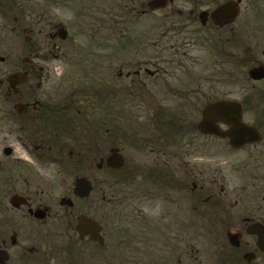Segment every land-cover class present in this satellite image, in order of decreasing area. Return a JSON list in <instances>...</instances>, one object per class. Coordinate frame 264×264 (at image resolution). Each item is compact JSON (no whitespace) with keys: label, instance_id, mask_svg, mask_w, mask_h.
I'll return each instance as SVG.
<instances>
[{"label":"rangeland","instance_id":"1","mask_svg":"<svg viewBox=\"0 0 264 264\" xmlns=\"http://www.w3.org/2000/svg\"><path fill=\"white\" fill-rule=\"evenodd\" d=\"M8 1L11 4L13 0ZM27 1L24 3L35 8V16L29 24L31 38L36 47L44 48L50 45L47 36L52 26H45L44 21L39 22L42 21L40 16H43L45 10L38 5L43 1ZM113 2H116L114 12L108 8V4L102 6L101 22L95 20L94 5L83 6L86 14L79 17V31L69 34V39L60 44V52L57 53H69V58L77 63L81 61L83 52L86 65L91 63L92 57L97 63L106 64L109 48L115 45V63L118 67L116 73L108 69L92 71L87 65L83 79L90 80V76L98 75L101 88L106 89V100L109 103V88H116L111 125L115 127L114 146L120 149L125 160V166L121 170H104L99 174L89 172L96 192L91 199H84V203L79 204L84 214L97 219L104 226L106 245L97 249L99 254L98 251L93 253L86 246L78 250L81 254L79 257L64 255L65 264H126L129 260L138 263L144 258V264H153L151 252L146 256L142 237L138 235L130 241V224L124 229L120 226L123 223L142 226L141 223L145 222L153 223L152 226L155 227L158 224L179 223L181 236L195 229L196 264H217L215 262L221 257V263L224 261L233 264L235 260L230 259H234L235 252L228 245L225 233L230 228V223L236 224L239 217L259 205L258 197L253 192L261 190L258 181L259 184L263 183L255 170L258 163L253 160L257 159L264 164V156H260L259 152L262 148L264 153V142L250 150L253 156L249 160L241 152L229 151L224 142L198 135L195 127L206 103L221 96L228 98L227 93L239 90L240 86L247 96L245 103L251 116L249 120L264 127V115H257L258 111L264 112V96L260 92L264 85L262 84L261 89L259 84L252 88L253 83L242 77L238 68H227L226 63L237 41L240 40L238 44L250 42V34L255 37L264 36L258 35L255 28L264 23L255 20L258 16L255 12L251 19L246 16L249 23L245 19L243 23L237 24L240 32H236V29L235 34H228L226 30L208 29L207 26L202 28L198 22H188L186 17L171 11L167 12L169 16L161 11L151 12L142 5V0ZM50 3L52 5V1ZM84 3L87 4V1ZM10 4V8H7L10 11V26H17V22L13 20L16 12L12 11ZM255 5L257 4L253 6ZM58 6L60 7L50 17L53 25L69 21V14L83 9L77 0L58 1ZM249 8L245 2L246 15ZM102 16L108 20V24H104ZM109 20L113 22L111 31ZM113 29L115 34L110 37ZM20 37L22 41L24 35ZM11 38L12 35H8L7 39ZM183 43L185 46L181 48H185L187 54L181 57L173 47ZM75 48H79V51ZM85 49L95 51L96 54L87 55ZM263 51L264 46H261L257 58L264 63V56L261 55ZM98 57H104V60L100 61ZM128 57L132 59L128 60ZM127 62L129 67L125 65ZM136 63L143 65L138 69L135 67ZM145 63L148 65H144ZM120 66L124 69L119 71ZM49 67L56 75V65L51 64ZM227 70L233 72L232 77L226 75ZM136 71H140V78L135 76ZM188 71H191V75ZM71 73L75 74L71 76L70 82L78 83L76 80L81 79V76L77 71L69 72L70 75ZM86 85L91 84L87 82ZM100 104L101 114L106 112V118L102 117L101 122L108 123L103 130H107L110 125L108 109H111L104 108L108 103ZM109 138L107 134V139ZM91 158L92 156L88 157ZM240 162H244L245 172H242ZM73 177L75 175L67 177L69 184L74 182ZM242 181L245 182V188L249 187L244 192ZM123 196L128 198L127 202L123 198V203L119 206V200ZM58 198L54 196V204ZM218 211L223 212V219L217 217ZM158 238L156 236L151 240L153 249L161 244ZM130 245L133 246L132 249L137 248L138 252H130ZM183 250L181 241L173 260L189 264L188 256H185ZM54 253L61 256L57 250Z\"/></svg>","mask_w":264,"mask_h":264},{"label":"flooded vegetation","instance_id":"2","mask_svg":"<svg viewBox=\"0 0 264 264\" xmlns=\"http://www.w3.org/2000/svg\"><path fill=\"white\" fill-rule=\"evenodd\" d=\"M41 1L43 3H39L38 7H44L45 11L43 16H40L42 21L39 22L44 21L45 26H52L47 36L50 45L44 48L36 47L31 38L32 30L29 24L35 16L33 15L35 8H31L32 5L29 6L28 3L25 4L27 0H13L11 4L8 0H0V264H65L64 255L72 254L79 257L81 255L79 249L88 246L87 248L94 253L98 248L106 245L100 246L90 241L88 235H81L79 232L78 218L86 214L79 207L80 203H84V199L78 198L75 189L79 179H87L92 183V194L89 195L92 197L96 187L89 172L99 174L101 171L98 169V164L102 158L106 159L112 148H115V127L111 122L115 109L116 88L113 86L109 88V103L106 100V89L101 88V79L92 83L81 78L76 80L78 83H73L70 82L72 79L69 72L77 71L84 76V72L90 66L92 71L108 69L116 73L118 70L115 63L116 47L111 44L109 48L111 53L109 52V58H106L108 59L106 64L98 62L93 65L88 62V67L84 62L83 52H81L83 54L81 61L77 63L69 58V53L60 55L57 53L60 52V44L69 39V34L79 31L81 22L79 17L86 14L83 6L94 5L95 20L101 22L102 6L108 4V8L110 7L114 12L116 2L92 0V3L89 0H77L78 4H82L83 9L75 11V14L68 13L69 17L71 16L69 21H61L60 24L53 25L50 17L55 13L56 8L62 6H58V1L63 0ZM84 1H87V4ZM149 2L150 0H142V5L147 10ZM245 2L247 7L250 6L247 15L244 12ZM230 3L233 11L236 12L234 20L229 21V16L223 18L215 15L217 9L227 4L231 5ZM9 4L13 8L12 11L16 12L13 14V20L17 22V26H10L8 17L10 11L7 10L10 8ZM254 4L257 5L253 6ZM160 7L158 11L166 13L167 16H169L167 12L171 11L186 17L188 22L189 20L204 22L208 29L226 30L228 34L240 32L237 24L243 23L245 19H247L246 23H249L255 12L258 13L255 20L264 23V0H173L171 4L170 2L167 5L161 4ZM103 19L104 24H108V20L104 17ZM225 22L231 23L223 27L216 26ZM112 25L113 22L110 21V31ZM255 28L258 35H264V25ZM60 29L65 30L66 35L63 31V33L59 32ZM236 29L238 30L235 32ZM114 34L113 29L110 37ZM8 35L10 37L12 35V38L7 39ZM23 35L24 39L21 41L20 36ZM250 37V42L239 44L240 40L236 42L237 45L227 57V68L235 66L240 70L242 77L253 83L252 88L259 84L261 89L264 85V63L260 62L257 56L261 46H264V36L255 37L250 34ZM251 43L257 45L253 46ZM183 46L185 43L173 47L175 53L181 57L187 54L185 48H181ZM75 49L79 51V48ZM85 52L87 55L94 53L90 49H85ZM261 55L264 56V51ZM129 59L132 57H128ZM98 60H104V57H98ZM51 64L56 65L54 68L56 75L49 67ZM138 64L136 63L135 67L139 69L143 64ZM125 65L129 67L130 64L127 62ZM123 69V66L119 67V71ZM225 73L228 77L233 75L229 70ZM188 74L191 75V71H188ZM129 75L130 73L127 77ZM119 76L122 74L119 73ZM135 76L140 78V71H136ZM87 82L91 85L87 86ZM91 89L94 91H90ZM260 92L264 96V89ZM227 94L228 98L227 96L218 98L243 101V103L247 101L242 86L239 90ZM100 103L103 105L108 103L104 108L111 109H108L110 125L107 130H103L104 125L108 123L101 122L102 117L106 118V112L104 115L101 114ZM243 107L245 117L247 107L245 105ZM259 112L257 115L263 117L264 112ZM252 124L257 132L254 142L233 150L241 152L249 160L253 156L250 150L263 145L264 142V127L256 123ZM221 128L224 131L229 130L226 126ZM207 138L211 139L212 136ZM223 141H226L228 146V140ZM259 152L260 156H264L262 148ZM89 156L92 158L88 159ZM253 161L258 163L255 170L263 183L259 184L258 181L261 190L253 192V195L258 197L259 205L239 217L236 224L230 223L231 226L225 233L228 245L235 252L234 259H230L235 260L233 264H264V164L257 159ZM240 163L243 166L244 162ZM242 172H245L244 166ZM72 175H75L73 177L75 180L69 184L67 177ZM244 184L245 182L242 181V188H245ZM54 196L59 197L55 204ZM65 197H68L67 200ZM86 216L90 218L89 215ZM217 217L223 219V212L218 211ZM141 225L130 223L131 227H128L130 241L140 235L146 256L151 252L153 264H181V261L173 260V255L181 241L184 246L182 252L188 256L189 264H196L195 229L181 236L179 223L158 224L156 227L152 226L153 223L147 222ZM101 226L99 235L101 234L105 239V228L102 224ZM156 236L159 237L158 241L160 239L161 244L153 249V245L151 247L150 244ZM131 247L133 246L130 245V252H138L137 248ZM140 248L142 250V247ZM149 248L151 250H148ZM54 250L60 252L61 256L55 254ZM220 260L215 263L227 264L224 261L221 263ZM145 261L146 258L138 263L129 260L126 264H144Z\"/></svg>","mask_w":264,"mask_h":264},{"label":"water","instance_id":"3","mask_svg":"<svg viewBox=\"0 0 264 264\" xmlns=\"http://www.w3.org/2000/svg\"><path fill=\"white\" fill-rule=\"evenodd\" d=\"M159 1L154 2L150 7L155 9L156 4ZM228 15L229 12L226 8H221L215 15L223 17ZM221 25V24H220ZM224 124L230 127L228 131H222L218 124ZM198 130L207 135H215L220 138H228L231 147L239 148L247 143H253L254 137H257L255 129L246 126L242 122V107L238 103L229 101H219L207 105L202 111V120L197 126ZM107 167L118 169L123 166L124 161L119 154L118 150H113L111 157L107 160ZM91 191L90 183L86 180H80L76 184L75 193L80 197H88ZM78 230L81 235H89L90 240L94 242L103 243V239L100 237V226L92 219L81 216L78 219Z\"/></svg>","mask_w":264,"mask_h":264},{"label":"trees","instance_id":"4","mask_svg":"<svg viewBox=\"0 0 264 264\" xmlns=\"http://www.w3.org/2000/svg\"><path fill=\"white\" fill-rule=\"evenodd\" d=\"M123 198H124V200H125V202H127V197L125 196H123L122 198H121V200H119V202H120V204H119V206H121L122 205V203H123ZM126 212V211H125ZM131 213L133 214V210L131 211ZM124 217V216H123ZM122 217V218H123ZM142 221V220H141ZM140 221V222H141ZM120 224V223H119ZM126 224H130V223H123V225H120L121 226V229H124V228H126Z\"/></svg>","mask_w":264,"mask_h":264}]
</instances>
